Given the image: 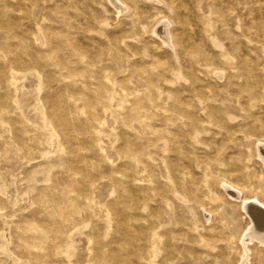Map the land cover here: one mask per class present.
<instances>
[{"label": "rangeland", "instance_id": "rangeland-1", "mask_svg": "<svg viewBox=\"0 0 264 264\" xmlns=\"http://www.w3.org/2000/svg\"><path fill=\"white\" fill-rule=\"evenodd\" d=\"M263 142L264 0H0V264H241Z\"/></svg>", "mask_w": 264, "mask_h": 264}, {"label": "bare ground", "instance_id": "bare-ground-1", "mask_svg": "<svg viewBox=\"0 0 264 264\" xmlns=\"http://www.w3.org/2000/svg\"><path fill=\"white\" fill-rule=\"evenodd\" d=\"M256 150L258 156H260L261 163L264 166V142L258 143L256 145ZM227 187H228L227 185H224L225 190ZM228 192L229 195L237 194L238 196L239 193H241L243 197H247L244 194L243 190L236 192L233 189H231ZM253 197H256L257 199L261 200L257 195H253ZM251 199L254 200L255 198H251ZM257 199H255L254 201L246 200L241 202L242 213L249 219L247 229L242 235L243 237L242 245H244V255L243 257H241L242 258L241 264H251L249 258V252H251V249H249L246 246L248 241L250 242V244L252 243L254 245L255 248L253 249L258 250V259L259 260L264 259V201L261 200L263 203H260L259 200ZM245 239H247L248 241Z\"/></svg>", "mask_w": 264, "mask_h": 264}]
</instances>
